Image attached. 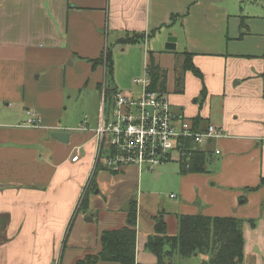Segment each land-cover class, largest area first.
Returning a JSON list of instances; mask_svg holds the SVG:
<instances>
[{"label":"crops","instance_id":"1","mask_svg":"<svg viewBox=\"0 0 264 264\" xmlns=\"http://www.w3.org/2000/svg\"><path fill=\"white\" fill-rule=\"evenodd\" d=\"M242 2L230 7L226 0H0V264H77L100 252L103 231L128 224L131 200L138 208L139 264L158 261L146 249L149 237L162 234V221L167 235H177L182 214L237 217L243 234L249 222L253 236L249 241L244 236V264H264V207L259 209L264 199V0L260 11L245 12ZM169 33L177 37L175 50L165 47ZM136 35L132 43L119 42ZM112 46H123L126 53L139 46L141 51L128 58L129 80L142 68L149 76L151 56L166 70L161 93L173 113L201 130L209 124L223 128L219 138L196 149L206 154L205 171L182 173L180 167L173 186L177 200L164 203L177 210L172 217L163 209L156 218L161 198L141 191L146 167L109 170L100 163L111 153L107 146L97 163L95 129L102 105L108 109L114 93L106 91V66L95 62L110 51L114 66ZM186 53L203 78L191 70L182 76ZM175 57L183 59L179 74ZM113 72L114 67L111 77ZM142 78L133 80L135 92L112 89L138 97L142 85L135 80ZM82 85L100 91L97 117L93 124L85 116L73 125L65 105ZM216 99L222 114H213ZM33 113L39 119L35 126ZM54 132H67L68 141ZM77 149L80 158L73 161ZM209 159L215 172L208 171ZM88 185L83 206L92 212L76 215Z\"/></svg>","mask_w":264,"mask_h":264},{"label":"trees","instance_id":"2","mask_svg":"<svg viewBox=\"0 0 264 264\" xmlns=\"http://www.w3.org/2000/svg\"><path fill=\"white\" fill-rule=\"evenodd\" d=\"M240 27H246L245 18L242 17ZM243 34H241L242 36ZM140 36L121 38L120 43H132ZM186 61L183 65L182 76L187 70L193 71L203 78L201 70L194 65L190 53H186ZM111 52L108 51L95 63H103L106 66L107 77L112 74L113 63ZM150 76L151 90L166 92V70L158 65L151 56L147 66ZM183 80L178 78V82ZM113 93L114 89H108ZM205 93V88L203 89ZM108 93L106 95H108ZM110 96V95H109ZM198 123H195V126ZM206 154L198 150L193 151L191 157L181 163V172L205 171ZM188 164L189 166H186ZM91 178L89 185L93 184ZM83 194L79 208L86 205L88 189ZM138 220L137 201L131 200L128 204V224L119 229H109L102 232V248L97 254H88L79 259L77 264H96L100 261L118 262L120 264H139L136 260V226ZM243 220L231 216H209L203 214H182L179 216V233L174 236L167 235L165 225L162 221V234L150 236L146 249L155 253L158 261L154 264H176L175 256L191 257L194 254H207L209 260L205 264H244V234Z\"/></svg>","mask_w":264,"mask_h":264},{"label":"built area","instance_id":"3","mask_svg":"<svg viewBox=\"0 0 264 264\" xmlns=\"http://www.w3.org/2000/svg\"><path fill=\"white\" fill-rule=\"evenodd\" d=\"M142 85L141 95L136 97L115 91L108 107L100 109V117L95 129L98 143V162L107 146L111 153L100 163L117 172L126 165H138L155 170L159 165L173 159L186 162L200 144L217 139L223 128L209 124L205 130L173 113L168 97L149 88L148 75L136 79ZM32 114L31 125L38 122ZM86 129V128H84ZM218 148L216 154H220ZM80 158L79 149L72 160Z\"/></svg>","mask_w":264,"mask_h":264},{"label":"rangeland","instance_id":"4","mask_svg":"<svg viewBox=\"0 0 264 264\" xmlns=\"http://www.w3.org/2000/svg\"><path fill=\"white\" fill-rule=\"evenodd\" d=\"M233 1L235 0H226V4L232 7ZM251 3L249 0H243L241 6L247 5V7L245 8V12L251 11L250 10L251 8L253 9L252 11H260L261 8H263L262 0H257L253 4ZM113 47L114 46H112L114 72H113L112 77H114L115 79V81L113 82L115 84L111 85L112 77L111 75H109L105 82V86L108 89H112V86H114L118 88L119 90H129L128 87H130L132 91L134 92L137 91L138 88L134 86L133 80L137 76L146 77L147 73L145 69L142 68V72L139 75L129 80L132 75L131 72L133 69L131 70L128 68L129 66L128 58L130 56L138 54L139 46L134 47L133 48L134 51L128 48L127 53L126 51H123L124 49L123 46L116 47V48H113ZM140 51L141 50H139V52ZM182 60H183L182 57H175V64H174L175 68L174 69L175 71H177V74H179V72L182 69ZM86 61L88 62V59H86ZM172 72L173 71L171 70V73ZM100 78L102 79V81L104 80L103 75H101ZM126 85H130V86H126ZM88 91L91 92L90 95L87 94ZM73 93H74L73 97L71 99H68L67 100L68 104L65 105V106H68L69 113L72 112L71 114H69V117H70L69 120L71 121V123H73V125H79L81 121L84 120L85 116H87V118L88 117L92 118L91 120L92 124L95 123L96 117H97V114H96L97 112L95 113V111L97 108L96 106L98 105V102H99L100 91L95 87L91 90V89L85 88V86L82 85L79 89L73 91ZM198 102L199 104H202L203 97H199ZM212 110H213V114L223 113L221 102L217 101V99L214 100L213 102ZM89 113H94V114L91 115ZM180 167H181V162L179 160L173 159L171 161H168L164 164L159 165L155 170L144 168L145 170L143 171L142 176H141L142 187L140 185V189L141 191H145L146 193H150V192L156 193L157 195L155 196L159 197V199L161 198L159 208L158 206L156 208L160 210V213L158 212L156 214V218L158 219H160V215H163L164 213L163 209H167L166 211L169 217H172L175 213H177V210H174L175 208L173 206H165L166 204L164 203H167V200H174V201L177 200L175 198L177 195V192L175 189H173L174 188L173 186H174V182L176 180L177 174L180 173ZM207 168L209 172H215L216 166H215L214 161L212 162L209 159V161H207ZM160 173H163L161 174V177L156 178L155 175L160 174ZM90 192H92V190H90ZM171 194H173V198H170ZM154 206H155V202H153L151 205L152 209L154 208ZM239 206H236V208ZM263 207H264V199L259 209L261 210L263 209ZM126 209L127 208H123V210H126ZM85 211L92 212L91 210H87L83 206L80 208L78 207V209L76 210V215L78 212H80V214H83L85 213ZM101 211L102 210H98V212H101ZM252 217H256V215H253ZM74 218L75 216H73L72 219ZM72 223L73 221L71 220L70 227ZM248 223L249 222H247V224L244 225V236H245V239L249 241L251 240L253 235L251 232L252 229L250 228ZM158 225L159 223H157V226ZM170 225L172 226V223ZM174 260L176 261V264H205V262L209 260V255L200 254V255L191 256V257L176 256Z\"/></svg>","mask_w":264,"mask_h":264},{"label":"water","instance_id":"5","mask_svg":"<svg viewBox=\"0 0 264 264\" xmlns=\"http://www.w3.org/2000/svg\"><path fill=\"white\" fill-rule=\"evenodd\" d=\"M166 49L175 50L177 47V37L169 33L167 37V42L165 44ZM53 136L63 142L68 141L69 134L67 132H54Z\"/></svg>","mask_w":264,"mask_h":264}]
</instances>
